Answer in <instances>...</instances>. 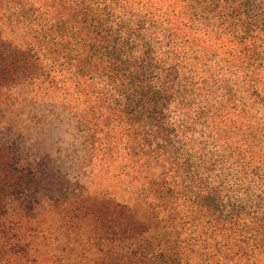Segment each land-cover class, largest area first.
Segmentation results:
<instances>
[{
    "label": "trees",
    "instance_id": "1",
    "mask_svg": "<svg viewBox=\"0 0 264 264\" xmlns=\"http://www.w3.org/2000/svg\"><path fill=\"white\" fill-rule=\"evenodd\" d=\"M0 112V264H264V0H0Z\"/></svg>",
    "mask_w": 264,
    "mask_h": 264
},
{
    "label": "rangeland",
    "instance_id": "2",
    "mask_svg": "<svg viewBox=\"0 0 264 264\" xmlns=\"http://www.w3.org/2000/svg\"><path fill=\"white\" fill-rule=\"evenodd\" d=\"M36 113L41 115L44 125L30 129L26 135L31 156L50 153L79 188H97L99 192L113 197V176L102 178L104 180L93 178L92 169L87 163L69 158L73 148L80 144L75 143L76 128L71 116L62 108L53 109L49 106L40 108ZM6 120L0 112V130L1 126L8 125Z\"/></svg>",
    "mask_w": 264,
    "mask_h": 264
}]
</instances>
